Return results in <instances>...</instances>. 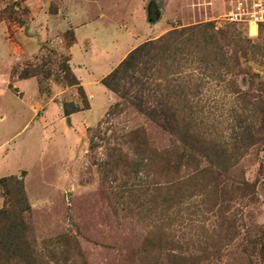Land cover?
I'll return each instance as SVG.
<instances>
[{"label":"rangeland","instance_id":"obj_1","mask_svg":"<svg viewBox=\"0 0 264 264\" xmlns=\"http://www.w3.org/2000/svg\"><path fill=\"white\" fill-rule=\"evenodd\" d=\"M224 8L222 0H0V179H21L26 201L0 188V210L10 204L0 264H264V112L256 105L264 102V25L229 23ZM196 25L215 38L207 65L191 58L182 69L180 84L201 92L192 120L179 116V136L130 107L108 117L118 97L102 85L87 87L91 110L72 119L79 122L63 116L62 103L81 106L60 70L65 56L70 67L74 28L99 71L113 64L112 73L137 47ZM35 68L39 75L20 76ZM247 133L255 140L243 145ZM209 143L230 157V179L254 186L252 199L215 185L203 156Z\"/></svg>","mask_w":264,"mask_h":264},{"label":"trees","instance_id":"obj_2","mask_svg":"<svg viewBox=\"0 0 264 264\" xmlns=\"http://www.w3.org/2000/svg\"><path fill=\"white\" fill-rule=\"evenodd\" d=\"M149 23L153 24L154 20L150 18ZM209 31V25H196L182 30H172L157 40L145 43L130 52L127 58L112 73L100 81L107 90L118 97V102L112 105L107 116L116 114L123 107H130L155 123L162 130L175 137L179 136L181 130L178 128V118L180 115L191 118L197 111L196 107L194 108L193 106V98L201 92L199 86L188 88L185 85H181L180 76L182 69L190 63L189 60L191 58H195L202 65H207L208 59L205 47L210 45V41L215 38L214 33ZM198 40L203 42L204 45H199ZM72 44L73 39H70L68 47ZM65 58L66 64L61 65L60 70L65 73L69 85L76 88L81 103V106L72 103H62L63 116L69 117L73 113L88 110L89 104L82 86L67 64L69 61L67 59L68 56H65ZM168 59L170 60L169 64L165 65L162 70L157 69V62ZM214 61L213 58V61H210V65ZM217 65H220V63H217ZM42 74L44 77L49 75L48 71H43ZM37 75H39V72L35 68L32 71H24L20 76L27 79ZM158 81L162 83H158ZM256 105L260 106L264 112V102L257 101ZM263 123L264 121H262ZM260 130H262V126H260ZM254 140L253 135L247 133L242 142L243 145L246 143L250 145ZM179 141L183 145L181 146L183 150L188 148L182 137L179 138ZM208 145L211 146V149L203 156L214 164L216 169L214 171L215 185L220 186L221 191L225 195H235L240 199H252L255 195L254 186L244 178L236 181L232 176L230 179L229 175H231L230 172L232 170L229 162L230 157H227L226 153L219 147L217 148L216 143H209ZM178 149L179 147L172 143L168 151L177 154L176 151ZM181 157H185L184 153L181 154ZM8 185L17 191L22 203H26L22 180L13 177L0 179V188L3 189L7 199L11 200L12 195L7 189ZM8 206V208L0 210V219L9 215L10 204ZM262 237L264 242V231ZM263 251L264 243L261 245V255ZM32 259L34 260L35 258Z\"/></svg>","mask_w":264,"mask_h":264},{"label":"crops","instance_id":"obj_3","mask_svg":"<svg viewBox=\"0 0 264 264\" xmlns=\"http://www.w3.org/2000/svg\"><path fill=\"white\" fill-rule=\"evenodd\" d=\"M84 26V25H81ZM82 27L74 28L75 34H76V40L77 42L70 47V68L72 70V73L75 75V77L78 79L80 85L82 86V89L87 97L88 104H89V109L85 111H79L76 113L71 114L69 117H67L68 121L77 123L81 119L80 117L75 118L72 120L76 115L83 114V113H88L91 110V101L92 97L91 95L87 92V87L88 86H96V85H102L100 81L108 75L112 70H113V64L112 65H103V71H99V64H95L92 62V53L91 50L89 49H84L82 46V37H78V33H81L79 29ZM112 38V42H113ZM114 46L112 45L111 48H105L103 49L104 53L109 54L111 49H113ZM98 65V66H97ZM102 65V64H101ZM93 66V67H91ZM103 86V85H102ZM108 92V91H107ZM108 99H107V106L110 104V102L113 100V96L110 92H108ZM62 112V110H61ZM63 114V113H62Z\"/></svg>","mask_w":264,"mask_h":264},{"label":"built area","instance_id":"obj_4","mask_svg":"<svg viewBox=\"0 0 264 264\" xmlns=\"http://www.w3.org/2000/svg\"><path fill=\"white\" fill-rule=\"evenodd\" d=\"M223 18L229 23L245 26L264 25V0H222Z\"/></svg>","mask_w":264,"mask_h":264},{"label":"water","instance_id":"obj_5","mask_svg":"<svg viewBox=\"0 0 264 264\" xmlns=\"http://www.w3.org/2000/svg\"><path fill=\"white\" fill-rule=\"evenodd\" d=\"M68 120V119H67ZM69 122V121H68Z\"/></svg>","mask_w":264,"mask_h":264}]
</instances>
